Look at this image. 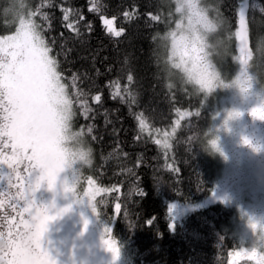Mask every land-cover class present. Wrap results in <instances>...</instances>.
<instances>
[{
    "label": "trees",
    "instance_id": "trees-1",
    "mask_svg": "<svg viewBox=\"0 0 264 264\" xmlns=\"http://www.w3.org/2000/svg\"><path fill=\"white\" fill-rule=\"evenodd\" d=\"M240 2L219 0L218 14L225 32L237 33ZM29 3L32 10L47 14V20L40 15L35 20L52 47L70 94L75 91L70 79L73 73L80 77L79 87L88 93L91 110L87 119L79 104L73 106L74 128L84 130L93 149V162L84 166L81 175L106 189L95 198L96 213L101 221L112 224V238L121 258L126 264H228L232 251L248 245L240 234L234 206L212 203L176 220L174 229L170 226L169 202L206 198L218 185L225 165L224 158L209 155L199 144L200 134L215 128L221 90L204 98L180 87L170 89L153 65L152 36L175 22L169 8L162 0H100V12L90 10L94 0ZM6 4L7 0H0V8ZM64 9L69 10L67 21ZM261 9L264 0H249L250 47L264 33ZM103 16L114 18L117 30H123L121 36L106 30ZM68 23L79 35L65 27ZM12 33V28L0 23V36ZM231 53L237 56V39L231 41ZM221 68L228 78L238 71L231 57L221 62ZM260 68L264 72V62ZM117 81L122 95L124 88L132 91L135 103L127 102L126 96L124 101L113 98V82ZM95 95L101 96L100 103L92 98ZM183 113L191 114L181 118ZM138 114L145 117L148 131L140 130ZM165 139L171 145L168 149L156 143ZM117 203L121 205L118 213ZM238 264L256 262L243 259Z\"/></svg>",
    "mask_w": 264,
    "mask_h": 264
},
{
    "label": "snow or ice",
    "instance_id": "snow-or-ice-1",
    "mask_svg": "<svg viewBox=\"0 0 264 264\" xmlns=\"http://www.w3.org/2000/svg\"><path fill=\"white\" fill-rule=\"evenodd\" d=\"M43 7V4L41 5ZM103 5L100 0H94L90 10L100 12ZM264 12V9H261ZM64 20H68V9H64ZM33 17L42 16L48 19L47 14L42 11L33 10ZM124 15L131 19L128 12ZM238 25L243 27L247 22L246 12L241 7L237 11ZM153 20L152 14H149ZM36 21V20H35ZM106 30L116 37L122 35L123 30H116L113 20H104ZM40 33L41 26L37 24ZM65 27L73 28L79 35V30L74 28L72 23ZM91 27L90 25L88 26ZM31 37V34H29ZM239 32L237 36L239 37ZM3 37V36H0ZM32 38V37H31ZM34 39V38H33ZM44 44L42 47H34L29 59L23 62H17L10 54L12 45H5L0 39V181L7 177L9 188L15 187V194L11 195L8 207L15 215L9 216L5 212L2 216L3 224L0 228V238L7 237L9 244L7 249L0 250V264H59L56 254L51 248L50 242L46 236L51 222L57 220L60 216L70 211L69 207L57 209L55 201L51 205L38 204L35 199L36 192L46 184L49 191L55 192L58 188L61 173L66 171L67 158L62 147L63 128L61 119L50 109L44 101L43 84L50 80V72L55 71L58 78L64 83L63 73L59 70V62L56 56L52 54V47L42 35ZM250 37L247 35V48L249 47ZM239 51L243 58L247 48L244 41H240ZM7 57V58H6ZM71 87L75 90L71 93V102L79 104L82 110L81 114L85 119L88 118V112L91 110L87 104L88 93L79 87L80 77L73 73L70 77ZM128 81L133 77L129 75ZM68 90L69 85L64 83ZM113 98H120L122 101L127 97V102L135 103V96L129 88H124L121 94L119 82H113ZM96 103H100L101 96L92 97ZM191 113L181 114L190 115ZM76 115V112H75ZM199 115V112H196ZM242 113L233 111L229 113V118H236ZM251 115L259 120H264V105L253 108ZM139 128L141 131H148L149 125L143 114H138ZM179 123V122H177ZM91 126L88 132L91 133ZM84 134V130H78ZM167 137L168 134L166 133ZM245 143H250L245 139ZM156 143L162 144L163 148L171 147L168 139L157 140ZM7 149V151H5ZM24 164L26 175L21 176L19 166ZM6 165L10 170L5 173L3 167ZM70 175L73 176L75 183L69 186L67 181L63 183L64 192L76 194L75 185L79 183L77 177V167L72 168ZM13 177L17 183L13 184ZM89 190L83 193L82 197L88 198L93 203V210H96L95 198L101 191L106 189H92V180H88ZM118 191V189H115ZM80 195V194H79ZM81 196V195H80ZM5 201L0 199V209H5ZM121 205L117 203L115 209L120 211ZM151 223V221H149ZM88 227V221L85 220L84 228ZM174 229V225L172 226ZM257 228L255 223L252 224ZM108 238L103 243L107 250L113 254L114 259H118L120 249L111 236V229H106ZM258 246L252 247L245 254L249 259H254L256 264H264V235L258 240ZM240 255V253H236Z\"/></svg>",
    "mask_w": 264,
    "mask_h": 264
},
{
    "label": "rangeland",
    "instance_id": "rangeland-1",
    "mask_svg": "<svg viewBox=\"0 0 264 264\" xmlns=\"http://www.w3.org/2000/svg\"><path fill=\"white\" fill-rule=\"evenodd\" d=\"M248 5L249 0H241L239 5V8L242 7L245 10L246 17ZM105 19L114 21V18L103 16V24ZM114 27L117 30L115 22ZM238 32L240 35L237 39V56H241L240 41H244L247 48V22L243 27L238 25ZM0 39L5 45H12L10 54L17 62L29 59L35 47L32 38L27 34L23 40L18 39L15 33L0 37ZM43 94L45 104L53 110L47 79L43 84ZM221 94L223 96L214 129L226 154L225 168L218 185L206 198L189 203L169 202L170 226L172 227L176 220L186 214L212 203L223 202L234 206L240 218V234L248 244L232 251L228 264H238L243 259H249L245 253L252 247H257L258 252L261 251L258 246L259 229L255 230L252 224H264V150L256 151V148L264 149V120L251 115V108L261 103L259 98H249L245 103L241 102L234 89L221 90ZM234 110L240 111L242 115L230 119L229 113ZM177 122L178 120L175 122V127L178 125ZM245 139L251 143L245 145ZM83 168L84 166H77L79 183L75 185L76 194L63 190L64 181H67L69 186L75 183L73 176L68 172L61 173L55 192L49 191L47 185L44 184L35 194L38 204L51 205L55 201L57 209L70 208V211L51 222L46 239L50 242L59 264H126L120 255L118 259H114L113 254L103 243L104 239L108 238L106 229H111L112 238V224L101 221L96 210H93V203L88 198L82 197L83 193L90 188L89 179L93 181L91 188L93 190L98 188L92 178L82 177ZM6 187V183L0 181V199L5 201L6 206L5 209H0V212H11L15 215L8 207L10 196ZM44 194H46V199L40 197ZM85 220L88 221L86 230ZM1 230L5 229L1 228Z\"/></svg>",
    "mask_w": 264,
    "mask_h": 264
},
{
    "label": "clouds",
    "instance_id": "clouds-1",
    "mask_svg": "<svg viewBox=\"0 0 264 264\" xmlns=\"http://www.w3.org/2000/svg\"><path fill=\"white\" fill-rule=\"evenodd\" d=\"M162 3L169 8L175 22L152 36L151 58L157 76L164 80L166 87L191 90L193 95L204 98L217 90L234 89L241 102L254 97L261 100L251 111L264 105V72L260 68L264 62V33L256 37L254 47L249 46L245 56L240 58L231 53V41L239 37L236 32H225L224 20L218 14L219 0H162ZM32 12L29 0H7L0 8V23L12 28L20 40L25 34H31L35 46L42 47L44 41ZM248 33L250 37L251 27ZM229 57L238 65V71L231 78L226 77L221 68V62ZM49 75V96L63 128L65 172L70 174L72 168L92 164L93 149L74 128L75 111L67 86L55 71ZM250 143L244 142L245 145ZM199 144L209 155L226 158L213 128L200 134ZM262 150L256 148V151ZM257 225L259 240L264 235V224ZM8 244L7 237L0 238V250L7 249Z\"/></svg>",
    "mask_w": 264,
    "mask_h": 264
},
{
    "label": "flooded vegetation",
    "instance_id": "flooded-vegetation-1",
    "mask_svg": "<svg viewBox=\"0 0 264 264\" xmlns=\"http://www.w3.org/2000/svg\"><path fill=\"white\" fill-rule=\"evenodd\" d=\"M5 151H7V149H6ZM2 167H3V171H4L5 173H7V172L10 171V170L7 168L6 165H4V166H2ZM19 170H20V174H21V176H25V175L27 174V173H26V170H25V165H24V164H22V165L19 166ZM3 181L6 183V186H7V187H6V190H7L8 195L10 196V198H9V202H10V200H11V195H12V194H15V192H16V188H15V187H11V188H9L8 183H7V177H5V179H4ZM16 183H17V181H16L15 177H13V184H16ZM42 186H44V185H42ZM46 190H47V189H46ZM36 193H38V191H37ZM40 197H43V198L46 199V194H44V196H40ZM44 204H45V201H44ZM4 213H5V212H0V224L3 223L2 216H3ZM7 213L9 214V216L14 215V214H11V212H7ZM0 231H2L1 228H0Z\"/></svg>",
    "mask_w": 264,
    "mask_h": 264
}]
</instances>
